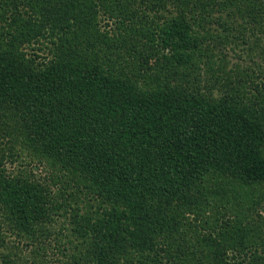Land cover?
Segmentation results:
<instances>
[{"label":"trees","instance_id":"16d2710c","mask_svg":"<svg viewBox=\"0 0 264 264\" xmlns=\"http://www.w3.org/2000/svg\"><path fill=\"white\" fill-rule=\"evenodd\" d=\"M261 80L264 0H0V264H264Z\"/></svg>","mask_w":264,"mask_h":264},{"label":"rangeland","instance_id":"374dc122","mask_svg":"<svg viewBox=\"0 0 264 264\" xmlns=\"http://www.w3.org/2000/svg\"><path fill=\"white\" fill-rule=\"evenodd\" d=\"M195 1H198V0H195ZM191 12H192L191 14H193L195 12V8L194 7H193V11H191ZM191 14H187L188 15L187 19L188 20H191L192 21V18L196 19L195 17H197L199 19L198 20L199 22L203 21V22H201L202 24L198 23L197 26L194 29L195 30L194 32H195V35H196L197 39H203L204 37L208 36L207 35L208 29L213 30V29H216L217 28V24L216 23H214V22L213 23L204 22V21H208V20H204L203 17L201 18L202 19L201 20L200 17H199V13L198 14L196 13L195 15H191ZM148 24L149 25H152V26L158 25L153 20L150 21V23H148ZM199 25H204L206 28H204L203 26L199 27ZM208 42L210 43L211 41L209 40ZM212 50L213 49L212 48H209L208 47V44H206V42H205V43H201L200 46H199V48L197 50L192 51L189 54L191 56H193V57H195L196 55L197 56H200L202 58V60H206V61H207V58L208 57H212L214 59H217V58L219 59L218 52L215 51V50H213V51ZM160 55H162V53ZM197 66H200L201 68H203L204 69V72L207 71V68L208 67H207V63L205 62V63H198V64H196V65L188 68L186 70V73L189 72V71H191L193 68H196ZM198 73H199V71L196 73V75ZM203 73L201 75H203ZM197 76H199V75H197ZM260 82H262V84H261L260 87L263 88L264 87L263 86L264 80H261ZM250 90H252V89H250ZM8 166H10V165H8ZM40 171L41 170H39L37 172L39 173ZM262 192L264 194V191H262ZM250 209H251V211L248 213V217L250 219L255 218V220L257 221V232L260 235V237L257 239V242L258 243H264V241H263L264 240V200H261V199L259 200V197H257L256 195L253 196V201L251 203ZM224 211L225 210L223 208H220L219 211L218 210H215V211L214 210H211L210 215L213 216V217L211 216L212 217V220L215 221L216 220L215 218H218L219 220H221L220 217H222L224 215ZM229 214H230V212L228 211V215ZM253 240L256 243L255 239H253ZM235 242L238 243V239ZM254 242H251V244L249 243L248 246H251L252 243H254ZM223 251H224V253L228 254V252H230L231 250H229L227 246H224L223 247ZM247 251H249L250 253H252L249 249ZM50 255H52V253ZM57 258H58V256H55V257H52V258H49L48 257L45 261L47 263H49V264H57Z\"/></svg>","mask_w":264,"mask_h":264}]
</instances>
